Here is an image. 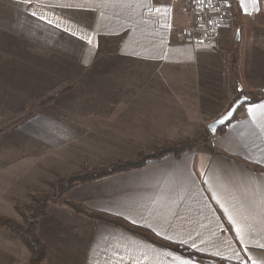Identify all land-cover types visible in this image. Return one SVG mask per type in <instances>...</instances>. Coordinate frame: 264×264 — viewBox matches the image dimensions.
<instances>
[{
    "label": "crops",
    "instance_id": "0c3cea01",
    "mask_svg": "<svg viewBox=\"0 0 264 264\" xmlns=\"http://www.w3.org/2000/svg\"><path fill=\"white\" fill-rule=\"evenodd\" d=\"M181 5L0 0V113L14 117L62 82L72 89L8 130V146L45 168L62 160L60 167L73 165L67 174L79 170L84 159L74 151L97 156L89 168L134 159L160 137L190 133L192 119H217L240 97L259 98L244 102L208 147L64 195L195 253L168 251L62 206L42 220L47 264H252L250 256L264 255V0H232L233 24L213 46L178 41ZM84 81L102 88L73 94ZM67 158L77 164H63Z\"/></svg>",
    "mask_w": 264,
    "mask_h": 264
},
{
    "label": "rangeland",
    "instance_id": "374dc122",
    "mask_svg": "<svg viewBox=\"0 0 264 264\" xmlns=\"http://www.w3.org/2000/svg\"><path fill=\"white\" fill-rule=\"evenodd\" d=\"M181 6L179 7L178 13L182 17L181 18L182 20L180 24L176 26L177 27L176 28L177 39H178V32L181 30L182 27L185 26V15L181 12ZM89 56L90 55L87 56L86 54L82 55L83 58H88ZM44 63H45V58L42 61V64ZM53 83L54 81L48 82L45 88L48 89L49 87L53 85ZM63 83L64 85L65 84L68 85V83L66 82H62L60 83V85H62ZM84 83H85L84 86L81 85L80 83L79 85H76V86L74 85L75 89L73 91V94L87 93V92L89 93L91 92V90H98L102 88V87L89 88L85 86L87 82L84 81ZM71 91L72 89L68 92H71ZM252 96L254 95L252 94ZM62 97L63 96L57 98L56 100L46 105L48 106V105H51L52 103L55 104V102ZM40 107H43V106H40V105L38 106L36 103L31 101V102L26 103V105L24 106L25 110H23L24 109L23 108L22 112L20 111L21 113H19L18 115H15L14 117L5 118V116H3V114L0 113V216L12 221L14 223V226H18L20 229H26V223H25V219L23 216L30 215L26 207L32 203V196H34L37 193L43 192V191H50L51 189L50 184L55 181H58L61 178L62 179L66 178L73 173L80 172L85 169H94V168H89L87 164L89 163L88 162L89 158L94 159V161L97 159V156L96 157L91 156L90 152L88 151L87 152L74 151L73 156L75 154H78L79 152L78 154L79 158L81 159L83 158L84 160L82 162L81 161L79 162V167H80L79 170L67 174L68 171L66 170L71 169L73 165H68L69 167H67L66 165H63L60 167V162L62 160H56V162H54L53 168L50 166H48V168H45L43 164L39 163L40 159H38V157L33 158L32 156H30L29 158L25 159L21 152H17L16 149L12 148V146H8L9 142L12 141L11 138H14V136H13V133H11L9 134V137H8L7 133L9 129L3 130L5 126L13 122L16 123V121L20 117H25L24 120L27 119L28 117H31ZM215 119L216 118L214 117L212 118L210 115L202 116V117H199L198 119H192V121L196 122L195 123L196 125L191 128L190 133H182L180 135H174V137H166L168 139H162L160 137L155 147L146 149L142 153L153 152L154 150H157L158 148H160L162 145H172V144L177 145L180 143L193 145V148L191 149H199L202 147H208L211 142L213 133L208 132L207 126L210 122L214 121ZM103 136H100V137L102 138ZM140 154L141 152L138 153L136 157H138ZM169 155H172V154H169ZM82 156H85V157H82ZM134 159H130L126 161H132ZM66 161L67 162L76 161L75 164H77L78 158L77 160L75 158L63 159V164H66L67 163ZM49 167L51 169H49ZM103 167H106V166H103ZM95 168H102V166L95 167ZM68 191L69 190H67L65 193H67ZM77 204H80V203H77ZM62 206H66V205H63L58 200L47 201L46 214L43 217L40 216L39 218H36L35 220H33L34 225L37 230V235L39 238H40V234H42V231L45 230V227L49 225L48 222L44 224V221H42L43 218L47 215V212L51 211L50 214H53L57 212L58 210L60 211ZM67 212L69 213L72 212V213L86 216L87 218L92 219L91 217L83 213L74 212L72 208L70 207H68ZM53 229L54 228H51L49 229V231H54ZM7 245H8V249H10L9 253L11 254V255L9 254L8 257H7V252L9 250L8 251L6 250ZM11 246H13V250ZM47 250H48V247H47ZM9 257L12 260L9 259ZM28 259H29V253L27 249L23 246L19 238V235L13 230L9 229L8 227L0 224V264H26ZM47 260H46V264H47Z\"/></svg>",
    "mask_w": 264,
    "mask_h": 264
},
{
    "label": "trees",
    "instance_id": "16d2710c",
    "mask_svg": "<svg viewBox=\"0 0 264 264\" xmlns=\"http://www.w3.org/2000/svg\"><path fill=\"white\" fill-rule=\"evenodd\" d=\"M70 90L71 86L67 84L64 85L63 83L62 85H58L52 91L42 95L40 98L35 99L32 102L36 103L38 106H45L46 104L56 100ZM257 100H259L258 97L253 98L250 101L246 100L245 102H256ZM234 102H232V104ZM232 104L230 106H232ZM240 107L237 109V111L240 109ZM23 110H25V108ZM237 111L235 112L232 119L235 118ZM24 118L25 117L18 118L16 123L13 122L11 124H8L3 130L9 129L15 124L20 123L24 120ZM225 125L219 127L214 134L221 132L224 129ZM191 148H193V145L181 143L177 145H162L160 148L154 150L153 152L141 153L132 161H116L106 167L85 169L83 171L73 173L66 178H61L58 181L51 183L50 191H43L32 196V203L26 207L30 215L23 216L26 223V229H20L18 226H14V223L12 221L1 216L0 224L8 227L19 235L23 246L29 253V259L26 264H46V260L48 258V250L46 245L38 237L33 220L39 218L40 216L43 217L46 214L47 201L56 200L60 201L63 205L72 208V210L76 213H83L94 220H98L116 228L122 229L123 231L128 232L138 238L144 239L150 244L162 247L168 251L182 255L186 254L187 252L195 253L186 246L159 237L153 231L146 227L135 225L116 215H110L102 211L89 209L87 207H84L83 205L68 201L64 198L65 192L76 186L93 182L95 180L102 179L104 177H108L117 173L140 168L150 160L160 159L169 154L178 156Z\"/></svg>",
    "mask_w": 264,
    "mask_h": 264
},
{
    "label": "built area",
    "instance_id": "2783aa9c",
    "mask_svg": "<svg viewBox=\"0 0 264 264\" xmlns=\"http://www.w3.org/2000/svg\"><path fill=\"white\" fill-rule=\"evenodd\" d=\"M181 12L185 26L178 32V40L197 46H213L234 20L232 0H182Z\"/></svg>",
    "mask_w": 264,
    "mask_h": 264
},
{
    "label": "water",
    "instance_id": "95a60500",
    "mask_svg": "<svg viewBox=\"0 0 264 264\" xmlns=\"http://www.w3.org/2000/svg\"><path fill=\"white\" fill-rule=\"evenodd\" d=\"M263 94H264V91H263ZM246 101V98L245 97H240L238 100H236L232 106L223 114L221 115L220 117H218L217 119H215L214 121L210 122L207 126V130L209 133H214L216 132V130L227 124L231 119L232 117L234 116L236 110ZM231 112V115L227 118V119H224V117L229 113ZM223 120V123H221L220 121Z\"/></svg>",
    "mask_w": 264,
    "mask_h": 264
},
{
    "label": "snow or ice",
    "instance_id": "6c2138e0",
    "mask_svg": "<svg viewBox=\"0 0 264 264\" xmlns=\"http://www.w3.org/2000/svg\"><path fill=\"white\" fill-rule=\"evenodd\" d=\"M252 3H256L257 0H251ZM251 111V109L249 110ZM231 115V112H229L224 119H227ZM223 123V120L220 121ZM261 247H264V245H261ZM249 259L252 261V264H264V255H257L255 257L250 256Z\"/></svg>",
    "mask_w": 264,
    "mask_h": 264
}]
</instances>
